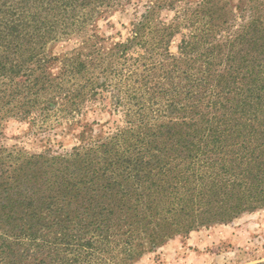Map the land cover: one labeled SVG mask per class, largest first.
<instances>
[{"label":"trees","instance_id":"16d2710c","mask_svg":"<svg viewBox=\"0 0 264 264\" xmlns=\"http://www.w3.org/2000/svg\"><path fill=\"white\" fill-rule=\"evenodd\" d=\"M132 1L0 0V121L49 130L108 94L124 122L96 140L85 127L67 153L0 141V264H130L264 208L260 11L234 24L215 0H147L141 13L138 0L126 38L101 34Z\"/></svg>","mask_w":264,"mask_h":264},{"label":"rangeland","instance_id":"374dc122","mask_svg":"<svg viewBox=\"0 0 264 264\" xmlns=\"http://www.w3.org/2000/svg\"><path fill=\"white\" fill-rule=\"evenodd\" d=\"M146 1L133 0L123 9L100 20L101 34L113 36L115 40L126 38L130 22L138 16L134 15L136 3H140L141 13L142 4ZM200 1L191 0L194 4ZM217 2L221 17L234 24L241 22L243 17L252 18L251 10H259L264 22V0H215V4ZM240 6L243 10L238 9ZM252 6L254 7L251 8ZM174 14L175 10H169L168 7L161 9L165 21L172 19ZM187 32L188 30H183L175 36L171 43L172 52H178L183 33ZM111 43L112 40L107 44L110 46ZM75 44L74 40L59 43L54 52L71 50ZM108 96L106 94L104 100L100 97L85 102L80 112L75 114L74 122L63 119L62 124H55L54 128L44 129L45 131L39 129L40 125H34L28 120L7 118L0 121V141L21 151L24 156H42L49 152H71L80 144L78 137L85 127L93 129L92 139L105 138L124 124L123 115L113 112ZM130 264H264V208L244 211L228 221L200 226L187 234L176 233L154 248L147 246Z\"/></svg>","mask_w":264,"mask_h":264}]
</instances>
